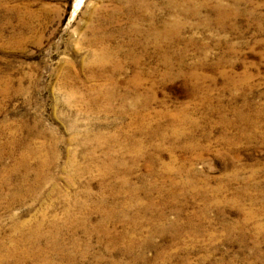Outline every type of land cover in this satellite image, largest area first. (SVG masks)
I'll return each instance as SVG.
<instances>
[{
	"label": "rangeland",
	"instance_id": "374dc122",
	"mask_svg": "<svg viewBox=\"0 0 264 264\" xmlns=\"http://www.w3.org/2000/svg\"><path fill=\"white\" fill-rule=\"evenodd\" d=\"M137 95L150 101L139 114ZM141 116L164 132L151 140L159 160L133 159L128 175L153 188L149 209L121 185L125 172L100 169L107 151L128 165L137 141L157 156L132 136ZM42 141L55 147L43 181L23 199L0 190V250L10 235L23 249L20 223L43 217L42 231L64 226L63 251L49 236L36 256L0 264H264V0H0V178L18 183L21 156ZM233 170L248 187L235 204ZM96 199L116 209L106 227L134 239L130 252L127 237L112 247L83 229L87 213L90 227L106 212L77 203Z\"/></svg>",
	"mask_w": 264,
	"mask_h": 264
},
{
	"label": "bare ground",
	"instance_id": "6f19581e",
	"mask_svg": "<svg viewBox=\"0 0 264 264\" xmlns=\"http://www.w3.org/2000/svg\"><path fill=\"white\" fill-rule=\"evenodd\" d=\"M107 49H104L103 53H100V57L102 58V60L109 58V53H104ZM138 78H142V72H140V75H136ZM135 84L137 85L139 83L138 79H135ZM100 90H102V88H100ZM113 92V90H112ZM146 95H137L135 97V101L134 103L137 105L141 104L140 109L135 108V111L137 112V114H139L145 107H147L149 105V100L145 99ZM240 118H245L244 115H240ZM141 120H143L141 122V124L139 125V129L137 131H134V133H132L133 137H138L136 134L142 133L144 135H147V140L148 142L152 143L151 148L153 150H155L157 152V156L151 157L147 154L146 152V148L143 145L142 141L144 142V140L142 141H137L136 144L133 146V150H136V154L135 156L131 159V161H129L128 165H125V160L123 158L121 159H114L113 155L111 154L110 151H107L105 157H103V160H101L100 163V169L102 172V176L106 175V173H113L116 170H122L123 172H125L126 177L121 180V185L123 187H127V191L129 193L130 196L134 197L133 199L137 198V194L140 193V191H142L144 193V195L146 196V201H145V208L149 209L152 208L155 205V200L153 199V197L149 196L151 193V189L149 190H143L142 187L140 185H136V184H131L130 179H128V175L131 174V165L133 164V159H136L138 157L144 156L147 158V160L149 161V165L150 167H152V165L154 164V161H158V148H160V146L156 145L155 143H153L151 140L153 137L158 136L163 134L164 132H160L157 129H150V130H145L147 127V122L144 119L143 116H141ZM145 120V121H144ZM256 119H254L253 121L255 122ZM159 129V128H158ZM245 131H239V136H241V134H244ZM253 133H255V131H253ZM41 136H45L44 133L40 132L39 133ZM246 137H250L252 136V134L250 136H248L250 133H246ZM99 137H96L95 140L97 141ZM107 140H110V137H106ZM105 137L103 138V144L106 141ZM127 141L130 142L131 137H127L126 138ZM100 140V139H99ZM145 143V142H144ZM179 144L176 143H172L169 146V151L172 152L173 150L176 149V147ZM54 143L52 142H44L42 141L39 145L37 146H31L28 145L27 147V151L25 153H23V155L21 156L20 160H19V164H17L16 166L18 167V165H23L24 169L25 167L28 166L27 170H24V172L22 173L21 177L19 178V182L18 183H13L10 180H6L8 179L7 177H2L0 178V190L1 188L4 187V185H10L12 184V186L10 187L9 192H13L17 195L18 199H23L25 198V196L27 195V193L31 190L34 189L35 184H33L35 182V180H37V183H39L40 181H43V176L41 174V171L44 170L45 167L49 166L53 160H50V157L54 158ZM41 149L45 150V155H41L40 151ZM33 159L34 164H33ZM174 160V158L172 159ZM15 166V167H16ZM170 168V163L162 162L161 165V170H159L160 174H163L166 170H168ZM6 168H5V172H6ZM30 170L34 171V177H30L29 176V172ZM182 170V167H180L178 169V171L180 172ZM151 173L155 174L154 171L150 170ZM239 171L237 170H233V172L230 174V181L234 182V181H240V184L244 181L241 180V178L238 176ZM68 180H72V178H69ZM190 180L186 181V183H189ZM27 184V187H24V185ZM170 184L171 186H175V181L174 180H170ZM159 189L161 188V186L158 187ZM221 189V187H218V191ZM247 190L248 187L245 184V182H243L241 184V186L239 188H237L236 191H234L233 195L235 197H231L229 200L227 198H224L226 200H228L229 203L231 204H235L238 203V196L243 197L244 195L247 194ZM177 192L175 191H170L169 194H175ZM132 199V200H133ZM131 200V201H132ZM164 201V199H162V202ZM78 201H76L77 203ZM92 203H77L79 205V207L81 209H83L85 212H87L88 209H91L93 211H97V212H101L102 210L106 212V215L101 217L99 220H97L95 226H90L88 227L86 225V223H88V221L91 218L90 213H87L85 215V219L82 220L83 222V226H84V230L86 231V233H90L91 232V228L93 231H96L98 234H103L105 236H107L109 239H113L112 240V244H109L112 247H116V245H118V243L123 240L125 237H127V248L126 250L128 252H130L132 250V248L135 246V241L134 239L127 234V232L118 230L117 232H115L113 234V230L108 229L107 223L111 218V215L116 213V209L113 207H108L106 205V201L104 200H98L96 199L95 201H91ZM131 203V202H130ZM131 205V204H130ZM122 206V205H121ZM123 208V206H122ZM120 210H122L121 208H119ZM118 212V210H117ZM66 213L67 215L70 214V209L67 208L66 209ZM163 213H160V215ZM88 216V217H87ZM115 216V214H114ZM117 216V215H116ZM187 220V224H190L191 222H193L194 220L192 219V216L186 217ZM34 224H31L29 220L23 221L20 223V229L22 230L24 235H21V238L25 239V244H24V248L23 249H19V247H17V244H14L15 239L13 237V235H10L9 237V241H10V245L9 246H4L3 250H0V263H5L8 262L9 259H17V260H25L26 258L29 257V255L32 256H36L37 253H39V249H36L38 247V245L40 244L39 239H45L46 242H48L49 240V236L51 237V240H54L56 242L55 245H51V248L53 250H55L56 248L58 249V252H62L63 248H60L63 246V244L61 243V239H62V230L64 229V226L62 224H60L59 222L56 221V219H51V222H53L51 224V230H49L48 232L42 231L41 226L43 224V217L41 219L35 220ZM170 226L173 229H176L177 227V223L176 222H171ZM242 226V225H240ZM74 230H77V227H74ZM151 233H153V231H151ZM19 242L20 240L17 239ZM102 240V239H101ZM101 240L99 242H101ZM71 246L74 248V250H72V253L75 252H79L78 249V245H79V241L78 240H73L71 238V242H70ZM7 248H9L8 250H6ZM42 249V248H41ZM36 250V253H32L33 251ZM87 249H85L83 252H85ZM80 252V253H83ZM71 252L67 255H65V258L71 259L72 258V254Z\"/></svg>",
	"mask_w": 264,
	"mask_h": 264
}]
</instances>
